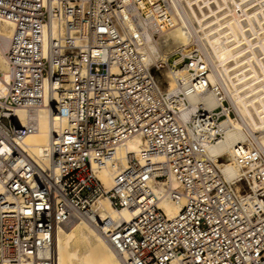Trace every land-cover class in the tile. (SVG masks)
I'll use <instances>...</instances> for the list:
<instances>
[{"label":"built area","instance_id":"built-area-1","mask_svg":"<svg viewBox=\"0 0 264 264\" xmlns=\"http://www.w3.org/2000/svg\"><path fill=\"white\" fill-rule=\"evenodd\" d=\"M229 5L221 15L228 22ZM169 6V0H0V17L12 24L4 53L9 80L0 97V264H55L54 229L80 218L102 231L123 264H264L258 134L242 144L244 153L238 147L237 176L225 179L222 158L205 153L222 135L218 122L239 118L225 86L210 110H193L184 95L198 91L211 69L208 54L193 44L166 61L145 59L142 27L157 37ZM245 9L237 2L234 19L257 36ZM164 65L173 71L169 93L157 79ZM178 70L190 78L184 82ZM41 107L49 109L54 130L48 165L18 145L27 128L14 120L16 109ZM132 135L144 147L124 153L120 167L119 149ZM109 167L112 184L105 189L98 172ZM100 196L136 214L108 226L92 209ZM163 197L181 204L175 216L161 208Z\"/></svg>","mask_w":264,"mask_h":264},{"label":"bare ground","instance_id":"bare-ground-1","mask_svg":"<svg viewBox=\"0 0 264 264\" xmlns=\"http://www.w3.org/2000/svg\"><path fill=\"white\" fill-rule=\"evenodd\" d=\"M237 2L240 9L246 8L250 19L245 20L253 24L258 31L257 36L247 33L254 30L250 25L239 24L234 19L238 17L235 10ZM227 4L232 15L230 22L221 16L222 5ZM169 5L170 17L167 26H160L157 37L153 35L154 28L149 30L148 27H142L145 59L148 64L155 63L158 59L166 61L171 52H183L187 47L192 49L193 44L196 45L195 48L198 47L208 54L211 69L197 82L198 91H186L184 95L193 110L199 106L210 110L220 104L221 99L216 95L219 85L225 86L228 99L239 118L227 116L218 122V131L222 135L206 145L205 153L213 160L216 157L223 159L218 161L220 171L225 179L231 180L238 173L234 155L245 152L242 144L248 143L252 133L258 134V148L264 150V0H169ZM11 27V22L0 17V97L6 95L9 80L4 53ZM243 28L246 32H243ZM179 61L181 57L175 59V63ZM156 73L161 90L172 92L173 71L164 65ZM175 73L184 82L190 78L186 71L178 70ZM175 101L180 105L182 103L180 98H175ZM188 113L186 110L183 117L187 118ZM14 120L17 127L27 128L17 139L18 145L32 160L48 165L47 149L54 133L49 109L41 107L34 112H28L19 108L14 112ZM124 144V148L119 149L120 167L125 164L124 153L138 152L144 147L140 135L128 137ZM238 147L243 150L242 153ZM112 174L111 167L98 172L105 189L111 187ZM154 189L157 193L161 192V187ZM160 206L171 218L177 214L181 204L163 197ZM92 209L99 219L108 221V226L118 221L130 220L136 214L127 208H114L106 196L96 198ZM52 249L55 264H123L119 252L102 231L86 218H80L68 226L57 225L53 232ZM93 256H96L95 260Z\"/></svg>","mask_w":264,"mask_h":264},{"label":"rangeland","instance_id":"rangeland-1","mask_svg":"<svg viewBox=\"0 0 264 264\" xmlns=\"http://www.w3.org/2000/svg\"><path fill=\"white\" fill-rule=\"evenodd\" d=\"M188 48V47H187ZM190 49V48H189ZM183 50H186V48L185 49H183ZM171 53H175L174 51L173 52H171ZM175 57H177V55L176 54H174L171 58H175ZM223 160V159H222ZM95 258H96V256H93V259L95 260Z\"/></svg>","mask_w":264,"mask_h":264}]
</instances>
